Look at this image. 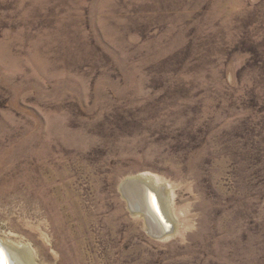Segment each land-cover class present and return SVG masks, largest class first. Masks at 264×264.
<instances>
[{"label": "rangeland", "instance_id": "obj_1", "mask_svg": "<svg viewBox=\"0 0 264 264\" xmlns=\"http://www.w3.org/2000/svg\"><path fill=\"white\" fill-rule=\"evenodd\" d=\"M145 173L161 240L120 192ZM0 239L37 264H264V0H0Z\"/></svg>", "mask_w": 264, "mask_h": 264}, {"label": "bare ground", "instance_id": "obj_2", "mask_svg": "<svg viewBox=\"0 0 264 264\" xmlns=\"http://www.w3.org/2000/svg\"><path fill=\"white\" fill-rule=\"evenodd\" d=\"M165 187L157 178L147 173L127 178L120 186V192L127 201L129 210L139 218L140 216L145 218L147 232L155 240H161L174 231L173 226L171 232H165L164 221L174 225L159 194V190ZM18 247H20L18 250H13L0 239V250L6 254L10 264H37L35 253L29 246L20 244Z\"/></svg>", "mask_w": 264, "mask_h": 264}, {"label": "snow or ice", "instance_id": "obj_3", "mask_svg": "<svg viewBox=\"0 0 264 264\" xmlns=\"http://www.w3.org/2000/svg\"><path fill=\"white\" fill-rule=\"evenodd\" d=\"M0 264H10V261L7 259L6 254L0 250Z\"/></svg>", "mask_w": 264, "mask_h": 264}, {"label": "water", "instance_id": "obj_4", "mask_svg": "<svg viewBox=\"0 0 264 264\" xmlns=\"http://www.w3.org/2000/svg\"><path fill=\"white\" fill-rule=\"evenodd\" d=\"M160 213V212H159ZM164 221V220H163ZM164 225H165V228H166V230H165V232H171L172 231V229H173V225L172 224H170V223H165V221H164Z\"/></svg>", "mask_w": 264, "mask_h": 264}]
</instances>
